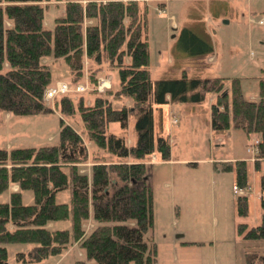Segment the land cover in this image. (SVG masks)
Masks as SVG:
<instances>
[{"label":"trees","instance_id":"obj_1","mask_svg":"<svg viewBox=\"0 0 264 264\" xmlns=\"http://www.w3.org/2000/svg\"><path fill=\"white\" fill-rule=\"evenodd\" d=\"M44 0H0V110L15 115L51 111L42 94L51 81L46 56L61 57L69 70L70 81L83 78L84 57L89 61L87 79L105 69L115 71L114 89L93 96L86 104L80 96L73 103L67 94L54 101L62 114L77 111L81 128L98 149L118 160L95 159L89 171L78 163L86 160L81 136L59 117L56 144L0 147V192L10 184L8 200L0 201V264L6 262L4 243L28 242L25 252L17 251L22 262L36 261L57 253L72 242L83 257L73 264H155V244L145 233L152 225V198L146 181V165L151 153L161 159L169 156V143L154 128V111L160 112L167 100H201L213 94L210 103V127H234L246 134L257 133L254 167L264 158V78L258 79V97L245 98L238 77L230 79L229 94L224 78L187 77L152 78L148 68V44L145 36L147 5L138 0H63V11L54 17L52 29L42 23ZM179 45L189 54L212 51L209 41L187 27H181ZM91 64H94L91 66ZM93 92L94 89L92 90ZM129 99V105L114 107L111 99ZM133 119L135 139L127 144L123 131ZM116 121L119 133L108 130ZM234 182L246 185L243 159L233 165ZM69 188V201H56L55 193ZM32 190L33 201L22 203L20 189ZM264 190V174L259 175ZM236 211L246 215V196L237 194ZM260 220L255 225L238 222L243 238H264V196L259 199ZM70 221L69 228H53L56 219ZM92 220L89 230L85 221ZM249 262L264 264V251L246 253Z\"/></svg>","mask_w":264,"mask_h":264},{"label":"rangeland","instance_id":"obj_2","mask_svg":"<svg viewBox=\"0 0 264 264\" xmlns=\"http://www.w3.org/2000/svg\"><path fill=\"white\" fill-rule=\"evenodd\" d=\"M138 1L147 5L145 36L152 78H178L182 74L195 78L221 76L225 77L224 86L230 97V79L238 77L242 95L248 99L258 97V79L264 78V0ZM43 3L46 4L42 23L52 29L54 17L63 10V0ZM181 27L207 39L212 51L192 55L181 48ZM46 63L52 78L50 84L56 80L68 82L71 90L65 94L73 103L82 96L83 102L89 104L94 95L105 91H97L96 84L88 81L89 61L85 57L83 78L75 82L70 81L68 67L61 57L46 56ZM100 67L95 82L99 76H111L109 88L114 89L118 82L115 71L106 70L104 63ZM85 83L86 90H75L77 84ZM108 97L114 107L130 104L126 97L119 100ZM59 98L44 101L51 108L46 113L15 115L0 110V147L56 144L61 117L81 136L86 160L78 163L80 170L88 172L95 159L118 160L87 139L77 111L71 116L61 113L54 104ZM212 98L213 94L207 92L199 101L189 96L185 100H167L160 112L154 111V128L169 143L167 159L151 153L145 160L152 198V225L145 236L155 244V264H254L246 253L264 251V238H243L236 230L238 222L249 226L260 220L259 199L260 195L264 196V190L259 188V175L264 174V158L259 159L257 168L253 163L256 154L253 138L259 139V135L246 134L234 127L231 119L226 129L213 131L209 122ZM132 125L133 119L129 117L123 131L127 144L135 139ZM108 130L119 133L121 128L118 122L111 121ZM237 159L245 162L246 185L241 187V192L246 196V215H238L236 211L237 194L232 190L234 169L222 167L223 162L233 165ZM16 186L10 184L0 192V201L8 200L10 190L17 189ZM20 194L22 203L33 201L31 189H20ZM55 200L68 202L69 188L58 190ZM84 223L89 230L92 220L88 218ZM51 227L69 228L70 221L56 219L51 221ZM74 243L27 262L17 260L15 253L25 252L30 243H4L5 264H73L75 259L83 257L82 250Z\"/></svg>","mask_w":264,"mask_h":264},{"label":"built area","instance_id":"obj_3","mask_svg":"<svg viewBox=\"0 0 264 264\" xmlns=\"http://www.w3.org/2000/svg\"><path fill=\"white\" fill-rule=\"evenodd\" d=\"M110 80H111V76H107V75H102L97 77L96 82H95V89L97 91H103L107 88H109L110 86ZM88 88V84H77L75 87V90L77 91H82V90H86ZM71 90L70 85L68 82L63 81V80H56L54 81V83L49 84L48 86H46L44 88L43 94H42V99L43 101H46L48 99H52L56 96H61L67 92H69ZM257 142L256 139H254V144ZM232 190L233 192H235L236 194H242L241 192V188L237 187L235 184L232 185ZM88 222V221H87ZM89 225V223H87V226ZM92 225V224H90ZM86 226V224H85ZM87 228V227H86Z\"/></svg>","mask_w":264,"mask_h":264},{"label":"crops","instance_id":"obj_4","mask_svg":"<svg viewBox=\"0 0 264 264\" xmlns=\"http://www.w3.org/2000/svg\"><path fill=\"white\" fill-rule=\"evenodd\" d=\"M51 1H56V0H51ZM58 1H60V0H58ZM79 1H82V2H84V1H86V0H79ZM43 2V1H42ZM164 4V3H163ZM45 6V5H44ZM63 11V10H62ZM62 13V12H61ZM43 61L46 63V57H44L43 58ZM47 64V63H46ZM213 100V98L211 99V101ZM5 113H7L8 114V112H5ZM209 117H210V114H209ZM257 134V133H256ZM253 139H256L257 141L259 140V139H257V138H253ZM6 146H9V144L7 143L6 144ZM255 146H256V144H255ZM256 148V147H255ZM254 152H255V150H254ZM254 158H255V156H254ZM253 158V159H254ZM13 185H16V184H13ZM17 187V186H16ZM8 188H9V186H8ZM49 225H51V222L49 223ZM72 244H75L74 242H72ZM82 254V253H81Z\"/></svg>","mask_w":264,"mask_h":264},{"label":"water","instance_id":"obj_5","mask_svg":"<svg viewBox=\"0 0 264 264\" xmlns=\"http://www.w3.org/2000/svg\"><path fill=\"white\" fill-rule=\"evenodd\" d=\"M226 20H224V22H225ZM176 235H178V234H176ZM180 235V234H179ZM6 263V262H5Z\"/></svg>","mask_w":264,"mask_h":264}]
</instances>
